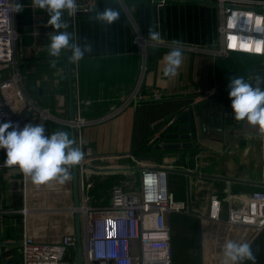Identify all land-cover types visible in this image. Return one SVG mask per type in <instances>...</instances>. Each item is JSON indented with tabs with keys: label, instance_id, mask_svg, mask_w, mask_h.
<instances>
[{
	"label": "crops",
	"instance_id": "1",
	"mask_svg": "<svg viewBox=\"0 0 264 264\" xmlns=\"http://www.w3.org/2000/svg\"><path fill=\"white\" fill-rule=\"evenodd\" d=\"M27 6L32 10L33 40L24 44L22 37L16 50L24 95L11 86L5 91V97L17 117L42 124L47 135L63 130L71 138L70 127L62 122L69 119L67 51H62L56 66L52 67L50 61L57 58L49 56L48 45L56 30L48 24L46 11L34 8L32 2ZM107 7L120 12L115 23L106 25L96 21L95 14L84 15L76 18L71 30L72 43H89L93 49L82 60L73 63L74 100L91 101L84 116L92 122L83 126L82 140L95 154L106 158L99 160L101 163H130L132 155L140 160V167L169 166V179L171 177L177 184L184 183V187L181 186L184 196L179 199L189 202L195 211L170 218L171 221L179 220L186 215L187 219L192 216L199 220L201 257L198 264H222L223 246L227 240L250 243L256 264H264V229L254 233L251 227L229 225L226 209L219 221L200 217V212L207 210L210 197L216 194L223 198L228 187L238 194L264 189V133L241 131L242 122H239L232 134L218 136L221 141H215L219 147L197 150L194 171L206 176L187 178L177 171L190 169L188 155L191 150L155 149L159 134L179 114L202 101L229 94L230 76H243L249 82L254 79L264 81V56L232 53L222 57L214 52L221 45V15L216 3L96 0L92 10L96 13ZM150 28L158 31L160 39L167 43L182 42L183 63L177 76L164 75L163 57L171 50L170 46H150L147 69L142 72L141 49L135 36L140 33L149 40ZM4 68L7 77L12 68L10 65ZM138 85L144 94L159 89L169 96L163 100L131 103L119 113L107 116L111 106L119 105ZM221 107L223 123L231 125L233 111L223 103ZM43 110H48L53 117L43 119ZM153 138L155 140L151 142ZM183 153L187 158H183ZM151 156L155 158H148ZM5 159L6 151L0 149V264L10 261L8 264H21L23 208L27 207L28 227L39 240L60 239L68 231L75 230L73 169H69L71 179L61 187L56 181L37 186L18 167H5ZM195 182L200 185L203 182L202 199L196 197ZM172 189L176 195L177 190ZM174 242L172 236L173 250ZM244 264L252 262L245 261Z\"/></svg>",
	"mask_w": 264,
	"mask_h": 264
},
{
	"label": "built area",
	"instance_id": "2",
	"mask_svg": "<svg viewBox=\"0 0 264 264\" xmlns=\"http://www.w3.org/2000/svg\"><path fill=\"white\" fill-rule=\"evenodd\" d=\"M219 6L221 45L214 52L222 57L232 53L264 56V0H200ZM18 0H0V123L11 122L23 128L28 121L12 113L5 91L13 86L23 93V75L16 56L21 40L18 29ZM165 4L168 0H159ZM96 0H77L78 11L70 15L71 30L79 11H90ZM72 32V31H71ZM135 42L140 46L142 72L147 69L148 49L153 45L168 47L171 43L160 39L158 43L147 40L137 33ZM193 49H198L193 47ZM5 65L11 73L6 77ZM169 94L155 89L144 94L140 85L119 105L111 106L107 116L119 113L131 103L144 100H163ZM91 101H75L74 120L62 122L76 128L77 145L84 151V159L78 165L81 224L83 236L84 264H174L172 243L173 214L191 212L189 202L178 199L170 185L169 166L154 165L140 167V160L130 155L131 162L124 166L104 167L99 160L106 158L95 154L81 137L83 126L92 122L84 116ZM43 119L53 117L48 110L42 111ZM11 131V129H10ZM156 138V137H155ZM152 139L151 142L155 140ZM124 170L129 174L123 184L112 187L108 204L94 205L90 202L91 177L103 174L100 169ZM127 169V171H126ZM58 187L62 184L56 181ZM26 192V190H25ZM227 210V223L233 226L251 227L254 233L264 229V189L246 193H234L229 187L223 198L212 195L201 219L219 221L223 210ZM76 208H73L75 212ZM24 233L21 241V264H77L75 230L68 231L60 239L42 241L33 235L27 224V207Z\"/></svg>",
	"mask_w": 264,
	"mask_h": 264
},
{
	"label": "clouds",
	"instance_id": "3",
	"mask_svg": "<svg viewBox=\"0 0 264 264\" xmlns=\"http://www.w3.org/2000/svg\"><path fill=\"white\" fill-rule=\"evenodd\" d=\"M32 6L48 13V24L56 31L50 36L48 54L53 59L52 67L56 66L63 50H68L69 59L79 62L93 49L89 43L83 45L70 43L71 34L64 22L65 12L69 15L78 11L77 0H32ZM24 5L17 2L16 11H23ZM120 18V12L112 7L97 11L94 19L106 25L115 23ZM148 39L158 43L160 33L150 28ZM171 50L163 57L164 75L175 77L183 63V45L180 40L171 41ZM259 80L247 81L243 76L229 77V97L232 100L234 119L246 120L252 126H258L264 133V86ZM11 129V131H9ZM0 149L6 151L5 167H18L37 185H46L57 181L64 184L71 179L70 168L79 165L84 159V151L76 141L70 138L67 131L57 130L51 135L46 134L42 124L28 123L23 128L11 122L0 123ZM224 260L222 264H244L251 261L256 264V256L252 245L248 242L227 240L223 246Z\"/></svg>",
	"mask_w": 264,
	"mask_h": 264
},
{
	"label": "water",
	"instance_id": "4",
	"mask_svg": "<svg viewBox=\"0 0 264 264\" xmlns=\"http://www.w3.org/2000/svg\"><path fill=\"white\" fill-rule=\"evenodd\" d=\"M190 1H200V0H190ZM95 14L94 10L90 11H79L78 16L84 15H93ZM49 17V15H48ZM63 20L68 25L66 31L71 34V18L70 15L65 12ZM70 43H72V35ZM67 51V62H68V86H69V119L74 120L75 114V100H74V87H73V62L69 59L71 53ZM254 79L252 82L257 81ZM260 81V80H259ZM264 82V81H261ZM264 86V83H262ZM229 107L232 111V100L229 97V94L226 96L214 98L210 101H202L188 111L183 112L178 115V117L157 137L158 143L155 146L157 151L161 150H191L190 156V169H180L177 170L180 173L190 178L192 175L206 176V174L201 173L200 171H194L196 168V151L207 149L211 147H219L216 145L215 140L220 134H223L224 137L227 136L228 132L231 134L234 131L235 125L242 122L241 131L250 130V132H259L258 126L250 125L246 120L237 121L234 118L232 119V124L227 125L223 123L221 111V104ZM216 105L218 106L216 108ZM213 109H208L213 107ZM207 108V109H206ZM207 114V115H206ZM234 117V116H233ZM71 129V138L74 139L77 143L76 128L74 126L70 127ZM10 131V129H9ZM228 138V137H227ZM164 140L163 142L161 140ZM161 142V143H160ZM154 159L155 156L148 157ZM73 169V195H74V207L75 210V234H76V263L84 264V250H83V236H82V224H81V212L78 209L80 206V194H79V182H78V165L72 167ZM191 212H195L191 209ZM11 262V261H10ZM10 262H4L2 264H8Z\"/></svg>",
	"mask_w": 264,
	"mask_h": 264
},
{
	"label": "rangeland",
	"instance_id": "5",
	"mask_svg": "<svg viewBox=\"0 0 264 264\" xmlns=\"http://www.w3.org/2000/svg\"><path fill=\"white\" fill-rule=\"evenodd\" d=\"M185 156L187 155H183L184 159L187 158ZM124 165H126V163H102V166L104 167ZM124 172V170H117L113 173L92 176L90 179L92 187L89 191L90 202L94 205L108 204L111 198L113 185L123 184L125 179H127L129 174H125ZM170 183L171 186L177 190L176 197L178 199L179 197L183 198L184 191L181 189V186L183 188L184 183L183 185L180 183H174L171 177ZM193 186L195 187L194 191H196V197L199 196L198 198L202 199V194L200 191L203 190V182L201 185L195 182ZM176 215L179 214H173L172 218H174ZM172 224L174 233L173 237L176 242H174V261H176L177 264H198V258L199 256L201 257L199 220L197 221V219L192 216L187 219L186 215H184L181 216L179 220L173 219Z\"/></svg>",
	"mask_w": 264,
	"mask_h": 264
},
{
	"label": "trees",
	"instance_id": "6",
	"mask_svg": "<svg viewBox=\"0 0 264 264\" xmlns=\"http://www.w3.org/2000/svg\"><path fill=\"white\" fill-rule=\"evenodd\" d=\"M19 3L24 5L23 11H17V23L18 29L23 37L24 44H30L33 40V16L32 10L27 4L31 3L32 0H18Z\"/></svg>",
	"mask_w": 264,
	"mask_h": 264
},
{
	"label": "bare ground",
	"instance_id": "7",
	"mask_svg": "<svg viewBox=\"0 0 264 264\" xmlns=\"http://www.w3.org/2000/svg\"><path fill=\"white\" fill-rule=\"evenodd\" d=\"M99 171H100L101 173H103V174H107V173H113V172H115L116 170L113 169V168H112V170H111V169H108V168H104V169H100Z\"/></svg>",
	"mask_w": 264,
	"mask_h": 264
}]
</instances>
